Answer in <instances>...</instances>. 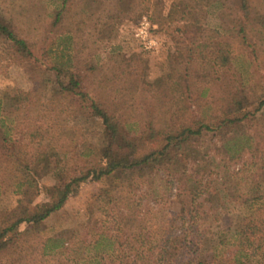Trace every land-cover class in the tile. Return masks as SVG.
Returning <instances> with one entry per match:
<instances>
[{"label":"trees","instance_id":"trees-1","mask_svg":"<svg viewBox=\"0 0 264 264\" xmlns=\"http://www.w3.org/2000/svg\"><path fill=\"white\" fill-rule=\"evenodd\" d=\"M69 5L70 0H62L55 22L61 20ZM250 5L249 0L238 1L246 18ZM203 9L199 4L185 7L182 26H176L172 34L176 43L174 58L181 60L183 71L172 67L166 76L176 100L170 126L158 130L165 134L166 142L159 150L139 156L143 138L123 130L103 97L95 98L85 89L81 75L72 74L68 84L54 87L45 106L32 99L34 95L30 93L21 92L10 100L19 114L29 109L25 107L29 103L40 104L44 109L36 122L27 127L24 120L12 127L0 117V189L5 185L7 168L13 166L22 169L26 183L37 192L45 191L42 180L48 174L43 176L41 171L48 160H53L56 167L52 175L57 183L49 192L57 193L58 199L35 210L21 204V200L19 208L7 220L0 221V264L5 258L8 264H31L28 259L34 250L21 244L28 234L20 230L23 224L39 225L60 212L86 182L111 181L114 185L117 180L120 182L115 187L123 194L113 196L104 191L110 221L88 224L74 230L70 238L58 234L46 239L39 249L43 259L58 256L68 264H252L256 258H264L263 167L257 166L246 176L243 169L228 172L219 177L218 186L214 174L208 170L206 159L213 160L207 155L209 148L202 151L205 139L210 136L221 137L222 153L228 154L232 161L239 160L246 149H255L254 153L260 150L254 138L246 134L231 140L225 137L226 131L241 133L248 119L249 102L242 89L237 88L229 99L221 98L215 107L194 110L193 98L205 95L194 94V83L201 75L210 77V72L229 69L232 61L233 45L220 30L204 27ZM244 29L232 30L234 38H241L242 44ZM0 36L22 59L40 60L35 45L1 18ZM51 69L60 75L63 65L54 63ZM79 115L93 118L101 138L97 147L90 146L81 154V170L64 173L59 166L61 155L52 141L57 136L65 137V133L57 130ZM147 128L155 134L153 122ZM43 136L49 141L44 142ZM62 147L65 145L60 151L70 156ZM137 175L149 181V188L141 193L142 199L149 196L153 205L162 206L149 208L151 218H147L142 201L132 196L134 189L127 182ZM123 176L126 178L121 180ZM127 187L131 190L127 191Z\"/></svg>","mask_w":264,"mask_h":264},{"label":"rangeland","instance_id":"rangeland-1","mask_svg":"<svg viewBox=\"0 0 264 264\" xmlns=\"http://www.w3.org/2000/svg\"><path fill=\"white\" fill-rule=\"evenodd\" d=\"M238 1L70 0L61 20L55 22L62 0H0L1 20L16 28L20 36L35 45L40 56L37 62L24 60L0 36V117L12 127L19 120H24L25 127L31 126L44 108H40V104L29 103L25 106L29 109L19 114L11 106L10 100L21 92L30 93L34 95L32 99L40 100L41 105L45 106L54 87L61 83L68 84L72 74L81 75L85 89L95 98L103 97L111 114L121 122L123 130L143 138L139 156L161 149L166 143L165 134L158 133V130L170 126L176 100L172 83L167 82L166 76L172 67L183 71L181 60L174 58L176 43L172 34L176 26H182L184 8L199 4L204 6V27L220 30L233 47L229 69L214 74L210 72V77L201 75L194 83V94H205L203 98H193L194 110L215 107L221 98L229 99L237 88L242 89L249 102L248 119L241 133L230 130L224 134L226 140L246 134L260 145L259 153H254L255 149H246L239 160L232 161L228 154L222 153L221 137L210 136L205 139V148L202 149L204 152L209 148L207 155L214 160L206 159L208 170L214 174V183L218 185L221 182L219 177L228 172L243 169L246 176L251 175L257 166H262L261 181L264 187V0H249L248 18L238 7ZM144 18L154 26L152 35L159 45L157 51L146 50L136 37ZM240 27H245L244 44L240 42L241 38H234L232 33L233 29ZM54 63L63 65L60 75L51 69ZM150 122L155 126V134H151L147 128ZM61 127L57 131L65 133V137L58 139L57 136L52 141L61 155L59 166L64 173L76 168L81 170V154L86 153L90 146L95 148L99 145V126L88 115H79L76 120ZM55 129L57 127L51 133ZM69 133H72L70 137ZM43 138L44 142L49 141L47 137ZM62 145H65L62 148H66L70 156L60 151ZM255 156L260 159H253ZM253 163L255 166H252ZM55 167L53 160L45 163L41 175H48L42 180L45 191L43 189L41 192L26 183L21 168L8 167L5 185L0 189V221L7 220L19 208L21 200V204L29 206L31 210L57 200V193L49 192L57 183L52 175ZM125 178L123 176L121 180ZM110 182H86L60 212L39 225L23 224L20 230L28 234L21 244L34 250L28 261L31 264H68L66 259L58 256L43 259L39 252L41 244L58 234L70 238L74 230L88 224L110 221L106 211L108 198L104 191L113 196L123 194L115 187L119 180L114 185ZM127 182L134 189L132 196L142 201L147 218H151L149 208H162L160 203L153 205L149 196L142 199L141 193L149 188L148 180H142L137 175ZM128 190L131 188L127 187ZM160 202L163 200L160 199ZM168 210H171L169 206ZM2 264H8L6 258ZM252 264H264V258L258 257Z\"/></svg>","mask_w":264,"mask_h":264},{"label":"built area","instance_id":"built-area-1","mask_svg":"<svg viewBox=\"0 0 264 264\" xmlns=\"http://www.w3.org/2000/svg\"><path fill=\"white\" fill-rule=\"evenodd\" d=\"M153 27V24L147 18H144L137 29L136 37L148 51H157L159 47L158 42L152 35Z\"/></svg>","mask_w":264,"mask_h":264}]
</instances>
